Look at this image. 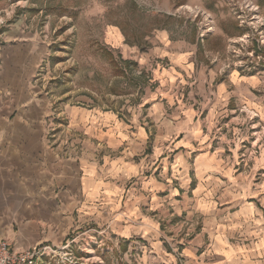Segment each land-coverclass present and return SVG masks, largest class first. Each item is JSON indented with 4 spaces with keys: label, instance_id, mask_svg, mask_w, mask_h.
I'll use <instances>...</instances> for the list:
<instances>
[{
    "label": "rangeland",
    "instance_id": "obj_1",
    "mask_svg": "<svg viewBox=\"0 0 264 264\" xmlns=\"http://www.w3.org/2000/svg\"><path fill=\"white\" fill-rule=\"evenodd\" d=\"M0 20V47L22 41L46 45L45 61L35 78L42 88L39 97L49 104L44 134L65 153L80 156L88 147L101 162L123 151L95 139L86 142L81 128L71 123V109L111 113L128 125L137 118L145 123L142 128L152 139L143 144L145 150L137 151L138 160L157 147L153 142L160 136H171L162 123L169 119L176 125L173 113L179 101H169L167 113L153 122L149 105H143L150 91L162 85L158 64L170 66L163 57L165 49L192 51V72L177 88L186 103L211 102L217 84L231 76L256 78L251 95L264 102V0H0ZM16 29L21 31L19 37H12ZM8 97L12 95L0 93V107ZM234 101L229 102L231 110L212 121L208 109L200 112V127L211 150L225 145L227 157L238 155L236 167L249 170L263 162L264 118L245 108V97ZM17 112L11 110V115ZM180 115L182 120L184 114ZM140 129L131 128L138 135ZM169 145L158 144L157 158L168 152ZM160 197L166 199L164 193ZM164 202L166 207L158 211L157 251L149 240L118 238L95 220L73 230L59 246L43 242L20 251L11 249L25 254L34 247L51 246L57 251L56 257L48 252L37 264H171L172 257L177 264H187L183 248L199 247L203 252L210 247L211 239L200 234L207 217L184 209L175 213L170 202ZM7 224L0 222V236ZM1 240L9 242L5 236ZM198 240L204 242L202 246Z\"/></svg>",
    "mask_w": 264,
    "mask_h": 264
},
{
    "label": "crops",
    "instance_id": "obj_2",
    "mask_svg": "<svg viewBox=\"0 0 264 264\" xmlns=\"http://www.w3.org/2000/svg\"><path fill=\"white\" fill-rule=\"evenodd\" d=\"M20 32L13 30L11 36L19 37ZM45 55L46 45L41 42L0 47V93L12 95L0 107V222L8 223L1 234L12 249L43 242L59 246L73 230L95 220L118 238L149 240L157 251L158 211L167 201L174 212L184 209L207 217L200 234L211 239L210 247L203 252L199 247L183 248L187 264H264V156L249 170L236 167L238 155L227 157L225 145L211 150L199 117L208 109V120L218 119L232 109L230 101L243 96L245 108L264 118V102L251 95L256 78L226 77L217 84L211 102L190 105L177 88L192 72V51L165 49L163 57L170 66L158 64L162 85L150 91L143 105H149L153 122L167 113L169 101H179L173 113L176 125L169 119L162 123L171 136H160L153 142L157 147L138 160L137 151L145 150L143 144L152 139L142 128L145 123L137 118L128 125L111 113L71 109V123L81 128L86 142L95 139L123 149L119 156L97 162L90 148L80 156L65 153L44 134L49 104L39 97L42 88L35 78ZM137 126L140 135L131 130ZM161 143L170 145L157 158ZM219 194L222 198L217 199ZM203 243L198 240L197 245ZM169 260L177 264L175 257Z\"/></svg>",
    "mask_w": 264,
    "mask_h": 264
},
{
    "label": "built area",
    "instance_id": "obj_3",
    "mask_svg": "<svg viewBox=\"0 0 264 264\" xmlns=\"http://www.w3.org/2000/svg\"><path fill=\"white\" fill-rule=\"evenodd\" d=\"M68 246L69 245L66 244L65 246L62 247V249H66ZM48 252L52 253L54 257L57 256L56 255L57 251L51 246L34 247L33 249L28 250V252L24 254L23 252L13 251L8 241L1 240L0 241V264H24L26 262L33 264L34 261H35V264H37L38 260L43 258V256ZM66 255H67L66 257H68L70 253H66ZM70 256H72V253Z\"/></svg>",
    "mask_w": 264,
    "mask_h": 264
},
{
    "label": "bare ground",
    "instance_id": "obj_4",
    "mask_svg": "<svg viewBox=\"0 0 264 264\" xmlns=\"http://www.w3.org/2000/svg\"><path fill=\"white\" fill-rule=\"evenodd\" d=\"M190 9H192V7L191 6H188ZM1 21V20H0Z\"/></svg>",
    "mask_w": 264,
    "mask_h": 264
}]
</instances>
